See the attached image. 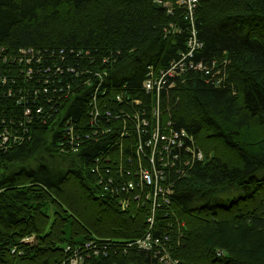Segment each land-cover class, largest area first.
Segmentation results:
<instances>
[{"label": "trees", "instance_id": "trees-1", "mask_svg": "<svg viewBox=\"0 0 264 264\" xmlns=\"http://www.w3.org/2000/svg\"><path fill=\"white\" fill-rule=\"evenodd\" d=\"M155 1L0 0V49L15 55L20 48L47 55L72 51L68 63L79 74L64 79L72 86L69 95L53 101L64 112L45 121L39 116L27 122L20 105L2 100L6 111L0 119L9 121L13 112L19 122H0V264H61L66 246L104 234L90 231V222H108L115 227L111 237L120 241L141 236L146 213L121 211L96 175L124 187L130 177L119 170L134 171L127 159L135 161L138 142L129 118L138 112L148 117L154 100L142 89L147 67L166 68L185 51L190 25L182 10L176 0H161L173 5L168 14ZM169 24L180 33L165 32ZM195 28L203 47L193 61L225 58V75L236 94L213 88L194 72L185 74L184 83L176 78L175 87L161 94L163 125L169 118L193 135L205 146L206 160L174 187L171 208L184 227L164 229L168 219L162 212L156 224L168 232L178 264H264V0H198ZM104 71L106 97L99 99V117L92 123L85 102L95 87L85 81ZM11 75L15 95L17 89L42 88L36 84L42 74L28 81L18 72ZM61 79L53 81L51 98L63 95L54 96L55 88L62 90ZM6 89L0 85L1 94ZM88 92V98L81 96ZM118 95L122 106L139 97L144 104L125 106L124 115ZM80 96L85 102L76 101ZM37 103L49 108L42 98ZM63 113V120L72 119L68 125L61 122ZM7 131L16 142L1 143ZM32 235L34 244L21 243ZM115 250L93 264L150 259L144 251Z\"/></svg>", "mask_w": 264, "mask_h": 264}, {"label": "built area", "instance_id": "built-area-1", "mask_svg": "<svg viewBox=\"0 0 264 264\" xmlns=\"http://www.w3.org/2000/svg\"><path fill=\"white\" fill-rule=\"evenodd\" d=\"M155 2L165 7L168 14H172V4L163 3L161 0H156ZM174 6L182 10L183 20L189 23L190 36L187 38L185 51L180 52L178 54L179 58L172 60L166 68L155 69L151 66L147 67L145 78L142 81V89L146 94H150L154 98L150 116L155 118L157 122H135V131L138 137L135 152L136 159L135 161L134 158L127 159V163L131 164L132 168L134 167V171L124 172L122 169L119 170L120 175L126 173L125 175L130 177L123 185L124 187L120 189H118L115 179L110 178L105 182L96 175L95 171H92L98 177V184L103 186V191L117 198L118 207L121 211L134 208L135 210H142L144 214L146 213L145 228L140 237L126 242L90 236L89 239L81 243L68 245L65 247V259L61 264H93L97 259L109 258L111 253L116 251L115 249H120L122 255H126L128 250L144 251L149 254V262L129 264H178V261L173 259L171 255L172 247L168 232L161 230L156 224L157 213L159 212L160 214L162 212L163 215L161 216L166 220L168 219L164 229H169V231L173 232L177 230L179 232L184 227V221L178 219L176 212L171 208V198L175 187L172 171L179 167L180 171H177V174L180 178H183L188 173L190 157L193 159L197 158L201 162L205 161V156L200 151L194 136L185 129L175 128L169 118L163 125L160 96L163 92L167 93L175 87L176 78H181L183 82L186 79L185 74L192 72L204 76L205 83L216 86L221 81L220 77H226V61L223 63L224 68L222 63L218 64L215 59L205 63L193 61L196 49L201 50L203 47L202 42L197 39V30L195 28L198 0H176ZM166 30L165 32L171 30L172 32L180 33L175 24H169ZM69 53H72V51L68 52L61 49L49 51L47 55V53L44 54L32 48H20L18 54L15 55L11 52L6 53L3 48L0 49V85L3 87L7 86V93H0V111L4 113L6 111L2 100L10 99L14 101L15 105H20L22 117L26 118L27 122H33L39 116L42 118L45 116V121L54 115L64 112L53 101L57 99L58 102H61L63 97H67L65 93L67 91V94L71 92V84L65 82L64 79L67 77L77 78L79 75L75 66L68 63ZM45 58L50 60V64ZM14 72H18L27 81L35 78L37 73L42 74V82L36 83L38 86L41 85L42 88H31L30 91H28L29 89H17L18 95H15L11 87L15 82V79L11 80V74ZM107 75L108 73L104 71L87 78V81H85L86 86L91 87L93 85L95 87L91 93L92 95L96 92L97 81L103 82ZM55 78H59V80L62 78L61 81L63 83L62 90L61 88L54 89V96L57 95V92H62L63 95H58V98H51L50 91L54 88L51 89V86L54 85L53 81ZM81 96L88 98L90 93L88 92V94ZM39 98L46 102L47 108L49 107L47 110L37 103ZM116 101H122L119 95L116 96ZM129 102L131 101L129 100ZM131 104L141 106L138 100H132ZM10 113L11 119L7 121L19 122L17 118H14L13 112ZM65 113L61 116V122ZM106 115H108L107 112ZM98 117L99 111H91L89 113L92 123L97 122ZM7 121L0 119V122ZM71 121L70 117L63 120L66 125ZM68 131L71 139L70 145H75L72 142L74 140L73 128L70 127ZM1 140L2 144H6L8 142H16L17 137L7 131L2 133ZM73 148L72 150L74 151L75 149ZM174 151H180L184 153V156L175 157L173 155ZM21 243L34 244L35 238L33 235L26 237L21 240Z\"/></svg>", "mask_w": 264, "mask_h": 264}, {"label": "bare ground", "instance_id": "bare-ground-1", "mask_svg": "<svg viewBox=\"0 0 264 264\" xmlns=\"http://www.w3.org/2000/svg\"><path fill=\"white\" fill-rule=\"evenodd\" d=\"M187 34H190V32H188ZM185 44H187V41H186ZM198 51H200V49H196L195 52H198ZM202 62L205 63V62H209V61H206L205 59L204 60L202 59ZM220 80L221 81L218 82L216 84V86H213V88H215V89H223V90H230L231 94H233V95L236 94V90H235L234 86H232L230 83H228V80H227V78L225 76L220 77ZM104 81H105V79L103 80V82H100V80L97 81V89H96V92L94 93V95L92 96V98L90 99L91 100L90 102H85L82 99V97H77L76 98V101L79 100L81 102H85L86 103V106H87L86 107V110H89V112H91V111H99L100 108H101V107L98 106L99 99H102V98L106 97L105 96L106 95L105 94V90H106V86L107 85H105ZM97 93L98 94L101 93V94L98 95V96H96ZM76 96H77V94L74 92L73 97H76ZM132 100H134V101L138 100L141 104H144L143 99L140 98V97L139 98H133ZM151 100H152V103H151V106H152L153 99L151 98ZM116 102H118V104L121 106V109H122L124 115H127V113L125 111V106H129V104L131 106H135L134 104H131V103L124 104V106H122L121 104H123V103L121 101H116ZM160 102H161V96H160ZM106 103L108 105H110L108 101ZM167 111H168V108H167ZM163 113L164 112H162V114ZM129 120L131 122H157L156 119L153 118V117H151L150 115L148 117H146L145 113H139V112L136 115H131L130 118H129ZM200 151H201V148H200ZM173 155L175 157H181V156H184V153H182L180 151H174L173 152ZM190 160L191 161H190V166L188 168V173H187V175L185 177L189 176V174H191L193 172V170L195 169V167L197 165L202 164L204 162V161L199 162V160H197V158H194L193 159L192 157H190ZM177 171H180V168L179 167H176V169H174L172 171V176H173V179H174V184H176V182L180 180V177L178 176Z\"/></svg>", "mask_w": 264, "mask_h": 264}, {"label": "rangeland", "instance_id": "rangeland-1", "mask_svg": "<svg viewBox=\"0 0 264 264\" xmlns=\"http://www.w3.org/2000/svg\"><path fill=\"white\" fill-rule=\"evenodd\" d=\"M168 6H170V5H168ZM167 6V7H168ZM217 61H218V63L220 62V64L222 63V62H224V61H226V59L225 58H218L217 59ZM185 81H183L182 83H184ZM178 102V98H175L174 99V101H173V104H172V106H176V103ZM169 105V109H170V103L168 104ZM201 148V147H200ZM206 150V148H205V146L203 145L202 146V148H201V151H202V153L204 154V151ZM87 228L90 230V231H92V232H95V229H98V230H100V232H103L104 234L103 235H101V236H97V235H95V233L94 234H92L93 236H96V237H102V238H107V239H119V238H115V237H111V234H112V231L115 229V227L114 226H111L108 222H103L101 225H98V226H96V225H94L92 222H90L88 225H87ZM218 253V255L221 253L222 254V252H220V251H217Z\"/></svg>", "mask_w": 264, "mask_h": 264}]
</instances>
